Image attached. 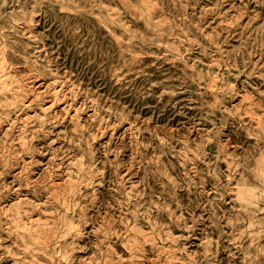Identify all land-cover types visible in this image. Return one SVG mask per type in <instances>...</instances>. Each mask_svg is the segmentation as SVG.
I'll return each mask as SVG.
<instances>
[{"label":"rangeland","instance_id":"obj_1","mask_svg":"<svg viewBox=\"0 0 264 264\" xmlns=\"http://www.w3.org/2000/svg\"><path fill=\"white\" fill-rule=\"evenodd\" d=\"M0 264H264V0H0Z\"/></svg>","mask_w":264,"mask_h":264}]
</instances>
